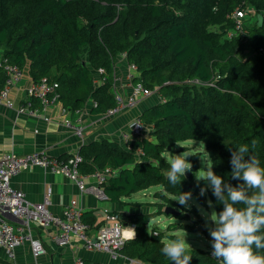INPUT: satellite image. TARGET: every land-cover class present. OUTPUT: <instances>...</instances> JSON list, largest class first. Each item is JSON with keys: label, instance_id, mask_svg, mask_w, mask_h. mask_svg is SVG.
<instances>
[{"label": "trees", "instance_id": "obj_1", "mask_svg": "<svg viewBox=\"0 0 264 264\" xmlns=\"http://www.w3.org/2000/svg\"><path fill=\"white\" fill-rule=\"evenodd\" d=\"M242 2L263 14L262 23L251 22L245 40L226 39L224 33L233 25L231 13ZM260 47L264 48V0H0L2 58L28 68L32 81L46 76L56 82L67 109H78L89 97L97 102L95 111L115 106L110 75L120 54L136 66L135 79L160 96L141 114L152 127V139L130 141L131 149L112 140L93 141L78 152L84 158L81 172L113 171L104 184L112 202L151 186L162 187L153 194L157 202L132 204L156 206L154 211L119 217L135 231L120 255L144 264H173L161 248L166 236L176 235L148 228L166 206L176 207L169 195L190 190L205 206L209 198L217 213L223 207L210 187L204 196L199 194L205 182L194 183L198 156L189 157L194 170L173 187L164 153L174 152L187 140L202 142L213 171L235 186L238 181L229 176L230 149L255 139L253 154L264 166V56L256 53L242 59L244 52ZM99 67L108 80L95 85L94 71ZM195 78L201 83L188 81ZM82 218L92 224L87 215ZM153 231L160 236L150 235ZM190 254V264H220L206 249H190Z\"/></svg>", "mask_w": 264, "mask_h": 264}, {"label": "built area", "instance_id": "obj_2", "mask_svg": "<svg viewBox=\"0 0 264 264\" xmlns=\"http://www.w3.org/2000/svg\"><path fill=\"white\" fill-rule=\"evenodd\" d=\"M258 12L256 9L246 6L244 2L236 6L231 13L233 25L224 33V38L238 37L245 40L248 36V25L256 20ZM246 52H251L253 56L256 53L264 56V48L262 47ZM121 55L125 56V54ZM0 68L4 76L3 83L0 84V103H4L10 108L15 107L18 113L37 116L46 111L51 104L60 100L57 93L58 84L44 76L37 81H31L26 89L25 99L16 105L11 96V88L23 78V68L5 58L0 61ZM129 68L132 70L129 77L131 91L124 97L112 85L116 104L103 112L106 117L131 109L145 97L156 93L155 90L145 87L141 80L135 79L136 66L134 64H129ZM95 73L93 78L95 85L104 84L108 80V75L103 67L97 68ZM188 81L196 84L201 83L196 78ZM36 101H38L39 106L35 104ZM92 105L96 107L97 102L93 100ZM67 112V107L62 106L61 115L64 125L81 137L84 131L81 118L72 122L66 117ZM44 119L48 120L49 117L44 116ZM146 133V123L140 115H137L119 135L126 148L131 149L129 142L145 137ZM136 152L140 156L143 155L140 149H137ZM83 160L84 158L78 152L63 159L51 156L45 150L24 154L9 152L0 157V247L6 251L10 260L14 259V249L25 243L30 245L34 257L45 252L41 239L34 236L35 227H53L55 231L52 240L58 246L68 245L71 238L75 237L83 242L87 250L106 252L113 258L119 256V250L124 246L127 238L123 233L122 222L116 214L105 210L104 222L98 227H93L92 224L83 220V209L77 205L75 200H70L63 207L61 215H55L49 210L51 204L49 193H46L39 202H30L22 190L11 185V179L23 170L40 167L72 180L81 192L92 194L101 200L108 199L104 192V184L113 171L110 168H104L96 169L89 174L83 173L80 171V163ZM88 177H92L93 181L88 182ZM6 211L21 222L13 224L6 217ZM208 251L211 254L212 248ZM128 262L129 264H144L132 259H129ZM74 264H85V262L82 258H76Z\"/></svg>", "mask_w": 264, "mask_h": 264}, {"label": "crops", "instance_id": "obj_3", "mask_svg": "<svg viewBox=\"0 0 264 264\" xmlns=\"http://www.w3.org/2000/svg\"><path fill=\"white\" fill-rule=\"evenodd\" d=\"M1 60L2 50L0 48ZM23 71V78L11 88V96L16 105L23 102L26 89L32 81L28 68H23ZM131 73L132 70L129 68L126 57L120 54L115 59L110 79L114 88L119 90L124 97L131 91V81L129 80ZM3 78V72L0 69V84L3 83ZM92 101V97H89L78 109L69 110L68 108L66 114V117L72 122L81 118L84 125L81 137L64 125L61 107L65 104L62 100L51 104L46 111L37 116L18 113L15 107L10 108L4 103H0V157L9 152L24 154L45 150L51 156L64 159L75 152H79L83 145L102 140L116 141L120 146H124L125 143L120 138V132L127 128L135 116H141L145 109L160 101V96L157 93H152L139 101L135 107L111 117H106L102 112L95 111ZM35 104L39 106L38 101ZM44 116H48L49 119L45 120ZM145 123L147 126L146 136L152 139L149 134L152 127L150 123ZM87 181L91 182L93 178L88 177ZM11 185L22 190L30 202H39L46 193H49L51 199L49 210L55 215H61L63 207L70 200H75L77 205L83 209V215L85 214L91 219L93 227H98L104 222L105 210L116 214L118 218H123L121 214L141 210L151 212L156 208V206L137 207L132 205L134 202H157L156 199L153 201L133 200L130 199L131 196L124 197L120 202H112L109 199L101 200L92 194L81 192L72 180L63 175L53 174L40 167L23 170L11 179ZM9 220L13 224L21 222L16 217ZM122 225L125 237L132 239L134 227L128 223L123 224V222ZM54 231L53 227L34 228V236L41 239L45 248V252L37 257L33 256L28 243L14 249V259L12 260L7 257L6 251L0 247V264H74L76 258L105 264L114 262L129 264V259L120 254L113 258L106 252L87 250L83 242L75 237L71 238L68 245L58 246L52 240Z\"/></svg>", "mask_w": 264, "mask_h": 264}, {"label": "clouds", "instance_id": "obj_4", "mask_svg": "<svg viewBox=\"0 0 264 264\" xmlns=\"http://www.w3.org/2000/svg\"><path fill=\"white\" fill-rule=\"evenodd\" d=\"M257 141L241 143L230 149V178L238 181L233 186L220 175L213 171L214 163H211L210 154L205 151L203 158L190 150L178 155H173L170 160V168L167 172L169 183L175 187L185 178L186 172L192 171V163L189 157H200L205 165L200 175H195L197 181L203 180L205 186L200 188L199 194L204 196L208 187L217 203L222 204V210L218 213L212 211L201 215L210 220L213 227H208L211 237V255L220 261V264H264V166L260 159L253 154ZM172 200L178 202L184 209L190 210L189 201L192 200L191 191L180 192ZM209 207L213 202H206ZM175 221V218H174ZM153 236L160 233L153 231ZM187 232L177 234L174 238L163 242L162 254L173 264H190L192 255L191 246L186 240ZM135 232L133 230V238Z\"/></svg>", "mask_w": 264, "mask_h": 264}, {"label": "rangeland", "instance_id": "obj_5", "mask_svg": "<svg viewBox=\"0 0 264 264\" xmlns=\"http://www.w3.org/2000/svg\"><path fill=\"white\" fill-rule=\"evenodd\" d=\"M252 56L253 54L251 52H244V54L242 55V59L243 58L248 59ZM179 145H183L186 150H190L193 153L199 154L202 158L206 156L205 146L202 142H199L196 140H187V141L179 143ZM179 145H177L174 148V152L168 151L164 153V156L166 157V159H168L169 162L172 159L173 155H178L179 153L184 151V149ZM198 164L199 166H198V169L195 171V175H200L202 172L201 169L205 168V165L200 159V157H199ZM186 176L187 177L190 176V172H186ZM200 182L201 181H197L196 176H195L194 183L197 186H199ZM161 189L162 187L159 185L151 186L146 190H142L135 194H132L130 199L143 200V201H153L156 199L158 201V199L155 198L153 194L154 192L160 191ZM169 197L173 198L174 196L169 195ZM208 200L210 199L207 198V201ZM175 202L177 203L175 209L181 212L180 217L175 216V215L168 216L165 213L156 215L150 220L148 224V228L151 229L152 227L155 226L163 232L174 234V235L182 233L185 230L188 234L186 236V240L190 244L191 249H194V248H201V249H206V250L210 249L211 248V237L208 232V227H213L214 225H212L211 221L208 220L207 226H206V217L204 215H201L200 210L202 209L205 213L210 214L212 211H215L214 206L209 207L208 204L206 206L201 204L197 198V194H193L192 200L189 201V204L191 206L190 210L184 209L181 205L178 204L177 201ZM174 218H175V221H174ZM175 223L176 224H186L189 226V228L187 229H180V228L173 229V227L170 228L169 225L175 224ZM172 238H173L172 236L168 235L165 237L164 240L167 241Z\"/></svg>", "mask_w": 264, "mask_h": 264}, {"label": "water", "instance_id": "obj_6", "mask_svg": "<svg viewBox=\"0 0 264 264\" xmlns=\"http://www.w3.org/2000/svg\"><path fill=\"white\" fill-rule=\"evenodd\" d=\"M262 19H263V14L261 12H258L257 15H256V20H257V22H258L259 25L262 23ZM164 213L165 214H168V215L170 214V215L177 216V215H179L180 211L176 210L172 206H166L164 208ZM5 215L9 219L14 218V216L10 212H8V211L5 212Z\"/></svg>", "mask_w": 264, "mask_h": 264}]
</instances>
